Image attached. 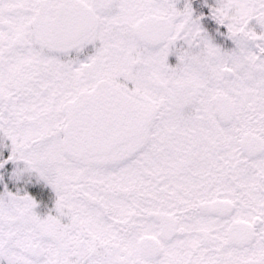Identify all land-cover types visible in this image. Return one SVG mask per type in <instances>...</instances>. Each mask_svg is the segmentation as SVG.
I'll return each instance as SVG.
<instances>
[{"label": "snow or ice", "instance_id": "6c2138e0", "mask_svg": "<svg viewBox=\"0 0 264 264\" xmlns=\"http://www.w3.org/2000/svg\"><path fill=\"white\" fill-rule=\"evenodd\" d=\"M0 264H264V0H0Z\"/></svg>", "mask_w": 264, "mask_h": 264}]
</instances>
